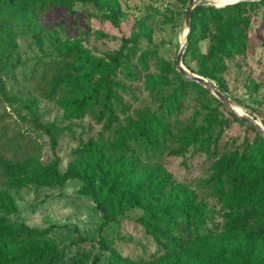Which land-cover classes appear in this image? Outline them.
<instances>
[{
	"label": "rangeland",
	"instance_id": "obj_1",
	"mask_svg": "<svg viewBox=\"0 0 264 264\" xmlns=\"http://www.w3.org/2000/svg\"><path fill=\"white\" fill-rule=\"evenodd\" d=\"M99 3L46 4L30 23L0 19V203L5 198L12 202L10 210L0 212V222L12 228L46 230L42 238L53 241L62 252L54 264H264V240L251 236H243L249 238L247 243L242 236L234 238L211 261L168 251L147 231L137 206L121 207L116 218L99 230L101 211L92 197L80 191L84 181L77 176L89 164L85 145L103 146L112 141L115 131L128 128L130 120L139 121L142 111L164 114L165 101L176 90L179 105L170 112L169 135L161 137V150L147 156L131 145L137 158L129 167V176L147 175L152 186L158 178L168 177L172 185L192 190L197 200L206 203L208 225L216 232L221 230L225 211L219 201L207 197L202 184L210 172V161L193 143L183 147L182 138L199 132L206 124V114L215 110L213 130L220 148H234L244 138L253 140V132L229 118L228 108L210 90L181 83L183 76L175 59L184 44L188 0ZM199 5L219 7L213 0L193 1L194 7ZM231 14L246 24L245 49L222 59L223 70L217 79L202 73L208 38L196 36L188 52L186 45L182 63L216 87L223 86L233 105L264 127V4H245ZM71 40L78 41L91 59L107 61L120 52L125 54L113 76L117 86L111 99L112 117L102 112L100 101L83 117H70L46 97V89L55 80L64 84L76 74L73 56H62L58 46V42ZM124 40L134 53L121 48ZM65 171L76 176L63 184L52 182L55 172ZM26 179L34 181L9 187L14 180ZM33 244V240L21 241L24 249ZM12 245L0 242V257Z\"/></svg>",
	"mask_w": 264,
	"mask_h": 264
},
{
	"label": "trees",
	"instance_id": "obj_2",
	"mask_svg": "<svg viewBox=\"0 0 264 264\" xmlns=\"http://www.w3.org/2000/svg\"><path fill=\"white\" fill-rule=\"evenodd\" d=\"M70 1L0 0V19L30 23L37 10L44 5H68ZM90 1L100 4L99 0ZM256 2L264 4V0L239 1L219 7L199 5L192 9L186 51L193 49L196 36L209 39L207 52L202 56L205 63L203 76L217 79L223 70L222 59L245 49L246 24L238 19L239 16L231 13L238 12L245 4ZM112 21L116 26L115 18ZM126 45L124 40L121 48L128 47L129 53H134L132 46ZM58 46L62 56H73L76 74L64 84L55 80L46 89V97L62 106L70 117H83L98 101L102 112L107 111L112 117L111 99L115 97L114 87L117 86L113 76L121 56L125 54L120 52L106 61L101 58L91 59L76 40L58 42ZM181 83L210 92L194 80L181 77ZM217 88L225 94L223 86ZM177 93H180L179 90L165 101L164 114L156 116L142 111L139 114L141 119L130 120L126 129L118 128L112 141L103 146L91 142L85 145L84 150L89 153V164L85 165L82 174L77 175L84 181L80 191L92 197L101 211L103 220L99 224V230L116 218L121 207L137 206L142 210L141 221L145 228L165 249L181 252L187 258L211 261L213 257L222 254L224 245L234 242L236 237L242 236L246 243L249 238L243 236L254 237L257 241L264 240V135L229 110V118L252 131L253 140L244 138L234 148L228 145L220 148L218 136H214L213 122L216 115L215 110H212L206 114V124L199 132L188 133L182 138L183 147L193 143L196 150L203 151L210 161V172L202 179V184L207 197L219 201L225 211L221 230L216 232L208 225L206 203L197 200L192 190L182 185H172L168 177L158 178L152 186L153 182L147 179V175L135 176L134 179L129 176V167L137 158V155H132L131 145L144 150L147 156H155L161 150V137L169 135L170 112L179 105ZM42 127L45 128L43 125ZM176 152L180 153L181 150ZM113 153L117 155L112 157ZM74 176L76 175L69 171L55 172L52 182L63 184ZM32 181L34 180H14L9 187L17 188ZM11 204L10 199H3L0 212L10 210ZM45 233L46 230L12 228L5 222H0V242L4 245L7 242L13 244L0 257V264L58 262L62 252L53 241L42 238ZM22 240H33L34 244L24 249L21 247Z\"/></svg>",
	"mask_w": 264,
	"mask_h": 264
},
{
	"label": "water",
	"instance_id": "obj_3",
	"mask_svg": "<svg viewBox=\"0 0 264 264\" xmlns=\"http://www.w3.org/2000/svg\"><path fill=\"white\" fill-rule=\"evenodd\" d=\"M193 1L194 0H188L186 9H185V14H184V22L187 27V30L185 31V39H184V44L181 46L180 50L178 51L175 59V66L177 70L180 72V74L185 78V79H190L198 82L208 90H210L215 96L219 98L221 103L228 108V110L232 111L234 114H236L245 124L253 128L254 130L258 131L259 133L264 135V127L256 124L255 122H252L249 118H247L245 115L242 113L237 112L233 108V103L231 100L221 92L215 85L214 83L210 82L207 78L196 74L194 72H191L188 70L182 63V55L185 50V46L187 45L188 39H189V27H190V19H191V11L193 9ZM239 1H257V0H233L232 2L218 5V6H224V5H229L233 4Z\"/></svg>",
	"mask_w": 264,
	"mask_h": 264
},
{
	"label": "bare ground",
	"instance_id": "obj_4",
	"mask_svg": "<svg viewBox=\"0 0 264 264\" xmlns=\"http://www.w3.org/2000/svg\"><path fill=\"white\" fill-rule=\"evenodd\" d=\"M233 0H213V3L216 4V5H222V4H226V3H229V2H232ZM233 108L239 112V113H242V111L238 110L236 108V105H233Z\"/></svg>",
	"mask_w": 264,
	"mask_h": 264
}]
</instances>
